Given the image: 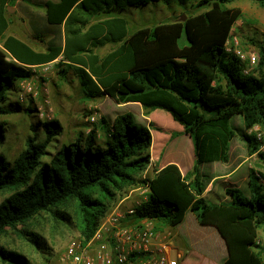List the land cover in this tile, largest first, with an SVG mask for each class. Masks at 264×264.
Listing matches in <instances>:
<instances>
[{"label": "trees", "instance_id": "obj_1", "mask_svg": "<svg viewBox=\"0 0 264 264\" xmlns=\"http://www.w3.org/2000/svg\"><path fill=\"white\" fill-rule=\"evenodd\" d=\"M17 1L0 0V118L37 112L11 101L8 93L19 92V83L32 77L31 66L63 56L56 66L59 75L67 79L73 73L88 100L117 90L120 103L140 105L148 118L159 109L169 112L184 127L180 132L191 138L196 161L186 176L175 164L157 169L152 161L161 153H154V129H162L154 122L137 124L131 113L114 120L101 117L95 124L87 122L89 134L82 131L75 140L62 143L59 121H38L31 126L33 135L26 139L23 151L10 160L3 150L9 126L0 121V193L11 192L0 203V236L17 232L34 248L44 249L40 236L19 228L43 214L70 222L61 208L74 203L79 234L88 243L119 194L149 185L148 200L137 208L138 218L154 221L158 230H172L191 213L200 226L216 229L223 239L228 253L224 264H264V239L259 242L260 232L264 233V174L249 169L250 198L225 186L229 199L209 204L204 193L212 179L202 173L204 165L230 161L235 117L243 120L239 131L248 155L257 154L264 168L261 144L249 133L255 127L264 130V47H260L258 71L250 75L244 74L242 61L226 50L234 26L243 19V12L229 5L250 1L264 7V0L47 2L43 6L47 25L64 26L65 33L64 48L49 46L47 52H37L7 36L9 8ZM160 2L184 9L191 5L194 14H187L185 22L144 27L132 34L128 20L116 16L128 8ZM108 45L116 49L104 56L96 53ZM209 78V95L218 102H211L206 94ZM130 84L137 89L125 90ZM150 165L155 169L144 179ZM0 261L33 264L25 255L3 247Z\"/></svg>", "mask_w": 264, "mask_h": 264}, {"label": "rangeland", "instance_id": "obj_2", "mask_svg": "<svg viewBox=\"0 0 264 264\" xmlns=\"http://www.w3.org/2000/svg\"><path fill=\"white\" fill-rule=\"evenodd\" d=\"M26 5L32 7L33 4L29 1L25 2ZM230 8H237L243 12V24L234 26L235 30L232 35L238 37L240 40V47L245 52H256L260 56V47H264V7L259 6L250 1H239L229 5ZM12 10L13 7H10ZM187 14H194V9L189 6V9H184L178 5L169 6L163 2L157 4H150L143 8H128L127 10L116 14V16L125 18L129 22V32L132 34L138 29L144 27H154L159 24L171 23L174 21H182ZM12 21L22 24L23 20L19 14L13 17ZM244 25V26H243ZM47 31V30H46ZM45 29H42L40 36L46 34ZM231 35V36H232ZM113 48V45H108L104 49L100 50L101 55L108 54ZM258 71V70H257ZM45 90L48 91L40 93V98L36 100L30 99L28 103L22 104L23 108L34 107L37 112L32 116H27L24 113L13 115L5 118H0V121L8 123L9 129L6 134V143L3 148L4 152L10 160L17 158L25 147L26 139L33 135L31 126L37 124L38 121H46L39 113V108H42L45 115L50 113L53 120H57L61 123L63 132L59 137V142L73 141L78 136L79 132L86 131L89 119L91 116H96L99 121L101 117L114 120L118 115L131 113L137 124L148 126L150 122H154L162 131L154 129L155 139L157 144L154 153H163L165 155L167 149L177 146L182 148L185 146L187 140L185 134L180 131L184 130V127L178 122L174 121L172 115L165 110H156L151 113L149 118L146 111L135 104H122L119 102L116 95L117 90H114L113 94L107 96L88 100L84 94V91L73 73H69L67 79H63L59 75L57 69L46 77ZM212 79L209 78L205 85L206 94L211 102H218V98L214 99L209 95V87L211 86ZM43 82L40 81V87L42 90ZM121 88L120 86H118ZM118 88V89H119ZM136 86L130 84L125 90H136ZM44 90V89H43ZM42 90V91H43ZM11 101L17 102L19 99V92L17 90H11L8 93ZM49 101L46 104L45 101ZM221 99H219V102ZM145 118L149 119L148 121ZM239 118V119H238ZM235 117L233 119V128L236 133V138L232 143V154L234 157L248 156V151L245 150V142L242 140L239 129H243L244 126H240L239 122L243 120L241 117ZM86 125V126H85ZM244 125V124H243ZM264 132V130H262ZM174 136L172 139L171 137ZM168 141L166 142V138ZM54 142L53 144H55ZM56 145V144H55ZM53 148H51L52 150ZM155 154V155H156ZM164 158V157H163ZM162 162V159H160ZM159 162L158 164H161ZM229 166V165H228ZM249 172L252 169L258 173L264 174V168L260 163L257 156L251 158L243 168V170ZM218 171V168L216 169ZM209 170H205L206 176H209ZM138 178H141V174H137ZM206 183L209 179L205 177ZM233 187L229 183H218L217 186ZM241 195L244 198H250L247 186L241 188ZM221 193H224L221 188ZM11 192L0 193V203L10 197ZM215 201H219L216 199ZM212 204L211 201H208ZM61 211L67 213L70 218V222L57 221L50 214H43L32 221L27 227H20V230H27L36 233L41 237L44 243V249L34 248L29 243L28 239L23 237L20 233L10 231L6 235L0 236V247L8 251H15L22 255H25L33 264H55L60 254H62L70 239L79 236V230L76 224L75 218V205L69 203L65 207L61 208ZM172 233L173 230H172ZM264 239L263 231L260 232L259 242L262 244ZM264 260V254H263ZM0 264H5L0 261Z\"/></svg>", "mask_w": 264, "mask_h": 264}, {"label": "built area", "instance_id": "obj_3", "mask_svg": "<svg viewBox=\"0 0 264 264\" xmlns=\"http://www.w3.org/2000/svg\"><path fill=\"white\" fill-rule=\"evenodd\" d=\"M233 33V31H232ZM238 37L232 35L226 44V50L234 53L245 65L244 74L256 72L260 65V56L256 52H245L240 47ZM61 61L31 66L32 77L19 83L18 102L26 104L30 99L40 98L45 90L46 77L51 75ZM40 81L44 84L42 90ZM49 104V101H45ZM39 113L46 121H52L50 113L45 115L42 108ZM87 121L97 123L96 116ZM250 130L260 142L259 152H264V132L261 128ZM87 134L91 128L86 130ZM254 156H257L255 154ZM153 162V161H152ZM154 163V162H153ZM155 169L150 165L146 176ZM149 185L131 187L119 194L112 203L110 211L99 223L94 237L85 243L80 234L71 238L65 251L60 254L55 264H179L184 253L175 245V238L170 229L158 230L154 221L137 217V208L148 200Z\"/></svg>", "mask_w": 264, "mask_h": 264}, {"label": "crops", "instance_id": "obj_4", "mask_svg": "<svg viewBox=\"0 0 264 264\" xmlns=\"http://www.w3.org/2000/svg\"><path fill=\"white\" fill-rule=\"evenodd\" d=\"M28 1L33 4L32 7L25 4L27 1L21 0L17 1L15 6H12L14 9L9 11L8 17L11 24L7 32V36H14L20 39L37 52H47L49 46H59L64 48V26H48L46 22L45 9L43 7L47 2H57L58 0ZM19 14L23 20L21 25L12 21L13 17L18 16ZM241 24H243L242 20L237 22L238 26ZM43 28L45 31L47 30V33L40 36V32L42 33ZM234 30L235 27L232 31ZM115 49L116 46H113L110 52ZM100 50L102 49L96 50V53L100 54ZM62 58L63 56H60L55 61H62ZM145 120L149 123L148 118H145ZM239 125L241 127L244 126L242 121L239 122ZM258 128L259 127L256 129ZM185 136L187 140L184 147H169L165 155H163V151L156 157V159H158L157 162L154 161L156 159L153 158V162L158 165L157 169L160 170L170 164H175L180 168L183 176H186L192 171L196 161L194 146L191 138L186 134ZM245 150L247 151L246 143ZM253 157L254 155H248L243 157L244 160H241L242 156L234 157L231 147L230 161L228 163L204 165L202 167V173L206 175L205 170H209V176L212 179V182L209 184L206 192L204 193L206 202L208 203V201H211L212 204H220L221 202L229 199L226 187L217 186L218 183H229L233 186L230 188L236 190H240L241 188L247 186L249 181V172L245 169L243 170V168ZM160 159H162V162ZM158 162H161V164H158ZM217 168L218 171L216 170ZM221 188L224 190L223 194L221 193ZM216 199L219 201H215ZM172 230L174 232L173 235L176 247L184 253V257L180 260L179 264H224L226 261L228 257L227 249L217 230L214 228L200 226L193 214L188 213L182 224Z\"/></svg>", "mask_w": 264, "mask_h": 264}, {"label": "water", "instance_id": "obj_5", "mask_svg": "<svg viewBox=\"0 0 264 264\" xmlns=\"http://www.w3.org/2000/svg\"><path fill=\"white\" fill-rule=\"evenodd\" d=\"M11 10V8H9V11ZM187 19H186V17L184 16L183 18H182V21L181 22H185Z\"/></svg>", "mask_w": 264, "mask_h": 264}]
</instances>
